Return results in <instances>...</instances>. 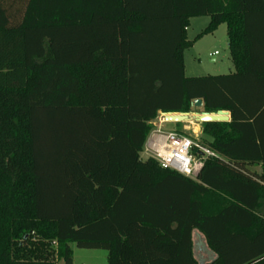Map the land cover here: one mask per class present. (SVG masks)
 <instances>
[{
	"label": "trees",
	"instance_id": "obj_1",
	"mask_svg": "<svg viewBox=\"0 0 264 264\" xmlns=\"http://www.w3.org/2000/svg\"><path fill=\"white\" fill-rule=\"evenodd\" d=\"M200 16L203 33L226 26L233 72L184 75ZM247 105L262 119L264 0H0V264H72L70 244L106 264H199L194 230L206 264H264ZM217 110L231 120L198 123L216 157L194 179L141 157L160 112Z\"/></svg>",
	"mask_w": 264,
	"mask_h": 264
},
{
	"label": "rangeland",
	"instance_id": "obj_2",
	"mask_svg": "<svg viewBox=\"0 0 264 264\" xmlns=\"http://www.w3.org/2000/svg\"><path fill=\"white\" fill-rule=\"evenodd\" d=\"M209 18L207 16L193 17L189 20L186 30L188 39L192 40L191 46L183 52L184 75L186 77L201 75H219L233 70L226 34V26L221 24L211 33H203ZM156 118L151 121L153 122ZM195 123V122H194ZM162 130L183 133L190 138L199 139L194 135L186 122L175 124L168 122ZM149 137V135H148ZM141 157L147 155L141 152ZM72 250V264H106V251L104 249L79 248L70 244ZM56 264H63L61 259Z\"/></svg>",
	"mask_w": 264,
	"mask_h": 264
},
{
	"label": "built area",
	"instance_id": "obj_3",
	"mask_svg": "<svg viewBox=\"0 0 264 264\" xmlns=\"http://www.w3.org/2000/svg\"><path fill=\"white\" fill-rule=\"evenodd\" d=\"M164 122L159 113L153 122L154 128L145 141L143 152L147 157L157 160L162 168L194 179L204 162L216 157V154L183 133L163 131L160 125Z\"/></svg>",
	"mask_w": 264,
	"mask_h": 264
},
{
	"label": "crops",
	"instance_id": "obj_4",
	"mask_svg": "<svg viewBox=\"0 0 264 264\" xmlns=\"http://www.w3.org/2000/svg\"><path fill=\"white\" fill-rule=\"evenodd\" d=\"M233 71L234 68L229 72H233ZM249 106L250 105H247L245 109H242L241 112L237 113V115L241 117V119L239 118L237 121L240 122V127L242 131H245L244 136L242 137V141H241L242 143L239 145L241 146L240 151H242V153L245 154L254 153L255 146L253 142L256 141L258 143V138H259L258 135H260L262 131L264 132V115L262 119L253 120L254 119L253 116H250ZM230 120H231V116H230V112L228 111V120L224 122H230ZM186 124L191 127L192 133L194 135L197 136L202 135V129L198 123L186 122ZM160 128L161 129L163 128V124L160 125ZM247 169H249L252 172L259 173L261 170V166L260 164L247 166ZM192 251L199 264H206L215 258V254L212 253L210 249L207 247L203 235L197 230H194L192 233Z\"/></svg>",
	"mask_w": 264,
	"mask_h": 264
},
{
	"label": "water",
	"instance_id": "obj_5",
	"mask_svg": "<svg viewBox=\"0 0 264 264\" xmlns=\"http://www.w3.org/2000/svg\"><path fill=\"white\" fill-rule=\"evenodd\" d=\"M193 107H201L202 100L194 99ZM165 122H224L228 120V111L217 110L215 112H160ZM201 154V153H199Z\"/></svg>",
	"mask_w": 264,
	"mask_h": 264
}]
</instances>
